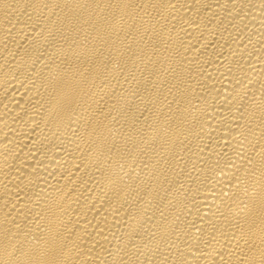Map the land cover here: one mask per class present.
<instances>
[{
  "label": "bare ground",
  "instance_id": "1",
  "mask_svg": "<svg viewBox=\"0 0 264 264\" xmlns=\"http://www.w3.org/2000/svg\"><path fill=\"white\" fill-rule=\"evenodd\" d=\"M0 264H264V0H0Z\"/></svg>",
  "mask_w": 264,
  "mask_h": 264
}]
</instances>
